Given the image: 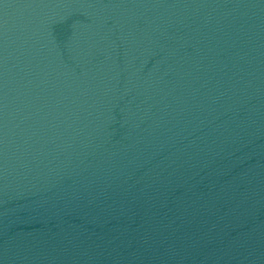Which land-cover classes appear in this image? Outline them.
Segmentation results:
<instances>
[{"label":"water","instance_id":"obj_1","mask_svg":"<svg viewBox=\"0 0 264 264\" xmlns=\"http://www.w3.org/2000/svg\"><path fill=\"white\" fill-rule=\"evenodd\" d=\"M0 264H264V0H0Z\"/></svg>","mask_w":264,"mask_h":264}]
</instances>
